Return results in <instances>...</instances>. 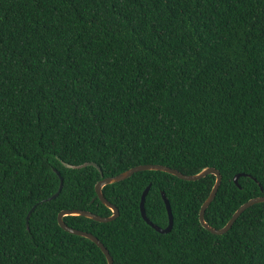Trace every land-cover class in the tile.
<instances>
[{
    "label": "trees",
    "instance_id": "obj_1",
    "mask_svg": "<svg viewBox=\"0 0 264 264\" xmlns=\"http://www.w3.org/2000/svg\"><path fill=\"white\" fill-rule=\"evenodd\" d=\"M85 163L103 177L66 166ZM146 164L220 171L216 229L264 196V0H0V264H108L58 216H111L98 182ZM55 170L63 189L28 226L60 188ZM215 183L138 172L103 189L115 221H64L114 264H264V203L224 235L201 225ZM148 186L161 228L170 201L169 234L142 217Z\"/></svg>",
    "mask_w": 264,
    "mask_h": 264
},
{
    "label": "water",
    "instance_id": "obj_2",
    "mask_svg": "<svg viewBox=\"0 0 264 264\" xmlns=\"http://www.w3.org/2000/svg\"><path fill=\"white\" fill-rule=\"evenodd\" d=\"M67 167L69 168H73V169H82L88 166H95L97 167L100 172L101 175L103 177V173L101 168L95 164V163H85L82 165H70V164H66ZM58 174V176L60 177L61 180V184H60V188L58 190V192L56 194H54L52 197L40 202L39 204H37L36 206H34L31 210V212L29 213L28 217H27V225L29 226V222H30V218H31V214L33 213V211L41 204L52 201L54 199H56L59 194L61 193L63 186H64V178L61 175V173L57 170H55ZM142 171H160V172H165L168 174H171L173 176L178 177L181 180H185V181H199L205 177H207L208 175H214L216 177V183L212 189V192L210 194V196L208 197V199L205 201V203L203 204L201 211H200V223L201 225L209 232H211L214 235H224L227 232H229L231 230V228L233 227V225L235 224V222L239 219V217L249 208H251L252 206L256 205V204H260V203H264V196L261 197H257L254 199L249 200L247 203H245L244 205H242L237 211L236 213L233 215V217L231 218V220L227 223V225L221 229H216L214 227H212L211 225H209L205 219V215H206V211L207 209L210 207V205L213 203V201L215 200L221 183H222V175L220 173V171H218L215 168L212 167H207L204 170H202L200 173L195 174V175H186L181 173L179 170L164 166V165H159V164H146V165H139L136 166L134 168H131L129 170H127L124 173H121L118 176H114V177H108V178H103L101 181L98 182V184L96 185V193H97V198L100 199V201L106 205L108 208L111 209L112 211V215L111 216H99L97 214H94L90 211L87 210H64L62 212H60L59 216H58V222L59 225L61 226V228L63 230H65L66 232L73 234V235H77V236H81L84 238H87L89 240H91L92 242H94L103 252V254L105 255L108 264H114V259L112 257V255L110 254L109 250L105 247V245L93 234L88 233V232H83L74 228H71L70 226H68L66 224V222L64 221V218L67 216H82V217H86L89 219H92L96 222L99 223H108V222H112L115 221L119 216H120V211L119 209L114 206L104 195L103 189L105 186L107 185H111V184H115V183H119L122 182L124 180H127L129 178H131L134 174L138 173V172H142ZM242 176H246L244 174H238L237 176H235L234 178V182L235 184L240 187L239 184V179ZM241 188V187H240ZM151 186H148L146 188V190L144 191L142 198H141V203H140V209H141V214L143 219L147 222V224L149 226H151L154 230H156L158 233L160 234H169L170 232H172L173 227H174V215H173V211H172V207L170 204V201L168 200L166 194L163 192L162 193V197L163 200L165 202L166 205V209H167V213H168V217H169V225L166 228H161L158 225L154 224L150 218L147 215L146 212V198L150 192Z\"/></svg>",
    "mask_w": 264,
    "mask_h": 264
}]
</instances>
